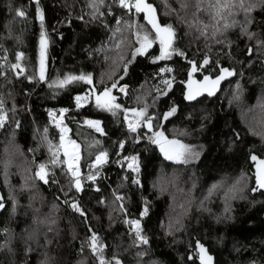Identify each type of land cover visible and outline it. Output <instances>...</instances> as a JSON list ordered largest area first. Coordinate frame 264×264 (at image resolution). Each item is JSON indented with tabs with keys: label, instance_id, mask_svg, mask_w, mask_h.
Wrapping results in <instances>:
<instances>
[{
	"label": "trees",
	"instance_id": "1",
	"mask_svg": "<svg viewBox=\"0 0 264 264\" xmlns=\"http://www.w3.org/2000/svg\"><path fill=\"white\" fill-rule=\"evenodd\" d=\"M149 1L160 23L175 32L165 58L142 15L110 0H97L95 7L93 0H0V114L7 116L0 127V197L5 205L0 209V245L7 242L0 264H100L101 259L105 264H202L197 242L212 264H264V191H254L249 161L251 153L264 157V44L258 43L264 40V0H253L258 6L248 27L256 33L252 38L239 26L223 28L233 19L242 21V13H225L216 24L200 11L199 23L191 0L187 12L180 0ZM110 7L115 16L101 18ZM136 20L152 41L141 53L136 51L141 47ZM204 24L209 27L202 34ZM21 53L25 70L17 74L12 66ZM192 64L200 72L197 81L217 79L223 68L234 74L220 80L214 94L190 100L186 80ZM70 76H90L91 83L76 79L61 85ZM113 84L127 85L126 95ZM105 89L129 116L155 102L148 110L154 115L151 131L147 119L138 118L142 131L163 134H156L160 143L135 142L122 112L105 110L93 100L77 105V96H101ZM172 108L176 111L165 119ZM53 114L79 146L76 168L84 173L79 189ZM89 120L100 121L103 132ZM169 140L198 146L197 158L168 159L161 143ZM127 151L139 156L138 182L114 162ZM100 152L110 162L95 179H87V164ZM48 156L55 173L45 183L36 172ZM60 185L77 208L64 203ZM132 218L141 220L147 244H136L129 234L135 235L127 222Z\"/></svg>",
	"mask_w": 264,
	"mask_h": 264
},
{
	"label": "snow or ice",
	"instance_id": "2",
	"mask_svg": "<svg viewBox=\"0 0 264 264\" xmlns=\"http://www.w3.org/2000/svg\"><path fill=\"white\" fill-rule=\"evenodd\" d=\"M38 2V0H37ZM96 2L97 0H93V7L96 6ZM119 4L121 7L123 8H127L131 11L132 8H135L136 12H145L147 13V19L149 21V23L152 25V27L156 30V35L157 38L160 40V43L162 45V53H161V57L160 58H165L166 56H169L170 53L168 52V49L171 48V44H172V40L175 36V32L172 28L171 25H166V26H161L156 18V9L152 4L147 3V0H135V3L132 4L130 3V0H118ZM98 3L103 4L104 0H98ZM207 3L208 7L207 8H202V5ZM191 4L192 7L195 9V11L192 12L193 17L195 18L196 22L202 23V21H199V17L197 16V13L200 11H205L207 12L208 16L210 17V19L212 21H214L216 24L219 23L220 20L225 19V13H227V15L229 17H234L236 15H240L241 13L243 14V20L242 21H237L235 19H233L231 21V23H224L223 28L224 30H227L229 28H233V27H237L239 26L241 31L244 32L246 35L249 36V38H252L256 35V33H252L248 31V27L251 25V23L253 22V18L251 16L252 11L258 6L256 3L253 2V0H191ZM180 8L184 11L187 12L189 9V0H180ZM172 12H175L174 9L171 10ZM20 16H24V12L23 11H19L17 13ZM40 19L41 21H43V13L40 14ZM190 27H192L193 25L190 24ZM209 27L208 24H204L203 25V30H202V34L203 31L206 30ZM152 41L149 40L148 35H144L142 38V42H141V47L138 48L136 51L137 53H141L144 50H146L147 47L151 46ZM258 43L264 44V40L258 41ZM40 56H41V72H40V79H44V72H43V58H44V54H45V47H46V39H45V35L42 32L41 33V41H40ZM252 49H249V54H251ZM23 53L20 54V56L17 57V59L22 58ZM205 64L208 63L207 60L204 61ZM13 68H18L19 65H13ZM192 71L195 72L196 71V67L193 66ZM221 72L227 75H233L234 73L230 72L229 69L223 68L221 69ZM224 75H220L217 77V79L215 81H213L212 83L214 85H218L220 80L224 79ZM76 79H80V80H86L88 83H91V77H85V76H80V77H67L64 81H61V85H63L64 83L70 82L72 80H76ZM205 79L207 80L208 78L205 77ZM166 84L170 83L168 81H165ZM113 87H116L115 84H113ZM121 91H124L123 88L120 89ZM208 94L212 95L214 94L213 91L211 89H208ZM103 97H108L110 98L109 100H105L103 103L101 102V96H96V104L98 107L101 108H105L109 111H112L113 108H119L120 105H113L110 103V100H114V97L110 96V89H105L104 92L102 93ZM195 97L190 93L187 97V99H194ZM81 99H87V97H76V101H77V105L79 106ZM3 104V100L0 99V105ZM62 113L67 111V109H63L61 110ZM135 115L137 117H144L145 116V110H141V111H135ZM176 111L175 108H172L168 113L165 114V119L168 116H171L174 114V112ZM0 112H2V109H0ZM7 119L6 113L0 115V127H3V124L5 122V120ZM152 117H148L146 120V124L147 127L149 129L152 128V123H151ZM139 122V121H137ZM87 123L94 127L98 132H103V129L100 127V121H87ZM18 126V125H17ZM129 128L132 131L136 130V127L134 125H132L131 123L129 124ZM158 137H162L163 134L162 133H158L157 134ZM63 139V137H62ZM155 143H160L159 139L154 140ZM74 143V142H73ZM167 143L176 146L174 149V155H169L167 151H165V148L163 147V145H161V151H165V155L167 156L168 159H177V160H181L184 155L185 152L188 151V148L186 145L180 144L179 141H168ZM78 149V145L76 146ZM122 147V145H121ZM76 158L78 159L79 156L77 155ZM96 164H102L104 162H106L107 160V153H100L96 158ZM128 159H131L133 162L136 161V157H129ZM253 160H256L257 157L252 156ZM261 164H264V161L260 162ZM40 171L37 173V175L40 177L41 180H44L45 183H47V179H46V172H45V166L44 165H40ZM69 169H73V165L71 164V162H69L68 164ZM129 167H132L131 164H129ZM79 174V169H73L72 171V175L73 176H78ZM88 179L92 180L95 179L94 176H88ZM257 189L255 190H259L260 188H264V172H260L257 176ZM76 187L79 189L80 188V181L79 179L76 180ZM5 207L4 203H3V197H0V209H3ZM74 208H77V205L73 204ZM15 209H13L14 211ZM147 206H145L143 214H147ZM130 224H134L137 231H136V235L137 237L140 239V241L143 244H147L148 240L146 237L142 236L140 233V221L136 220V221H129ZM96 244H97V238L95 233L92 234L91 237V246H92V250L93 252L96 251ZM197 245L199 247L200 250V260L202 262V264H212V257L210 255L207 254V250L204 248V246L202 244H199V242H197ZM4 247H7V242L5 243V245H0V250H3ZM9 251H11V249L9 248ZM100 264H105L104 260L101 259ZM109 264H111V262H109ZM116 264H120L119 261H116Z\"/></svg>",
	"mask_w": 264,
	"mask_h": 264
},
{
	"label": "rangeland",
	"instance_id": "3",
	"mask_svg": "<svg viewBox=\"0 0 264 264\" xmlns=\"http://www.w3.org/2000/svg\"><path fill=\"white\" fill-rule=\"evenodd\" d=\"M111 2H112V0H110ZM132 9H135V8H132ZM131 9V10H132ZM125 10H127V8H125ZM127 11H130L129 9L127 10ZM119 18H118V20H116V21H121L122 20V18H121V16H118ZM135 34H136V37H137V39H138V42H139V44L141 45V42H142V38H143V36L144 35H146L145 34V26L143 25V23L142 22H139L138 20H136V23H135ZM148 48V47H147ZM147 48H146V50H147ZM146 50H144L143 52H145ZM20 56V55H19ZM23 58H24V56H22V58H20V59H18V61L14 64V65H19V67L18 68H14V70H15V72L17 73V74H19V73H23L24 72V70H25V65H24V63H23ZM45 62H46V50H45V54H44V58H43V67L45 66ZM40 65H41V56H40ZM231 72V71H230ZM220 75H224V77H227V76H229V75H227V74H224V73H222L221 72V74ZM216 79H214V80H210V79H205L204 80V82H200V83H198V82H196V81H194V80H192V81H189L188 82V84H187V97H188V95L191 93L195 98L197 97V96H199V95H201L202 93H207L208 94V89H211L212 91H213V93H214V91L216 90V88H217V85H214L212 82L213 81H215ZM120 86L121 85H119V86H117L116 87V90L118 91V92H120V93H122L123 95H126V89H127V86H123V89H125L124 90V93L123 92H121V88H120ZM126 87V88H125ZM110 96L111 97H114L115 99L114 100H110V103L111 104H113V105H120V103L118 102V97L117 96H115V95H111L110 94ZM79 97H82V98H84V97H87V99H81V101H80V103H87L88 101H90V100H93L95 103H96V97H91V95H89V94H85V95H83V96H79ZM110 98H108V97H101V102L103 103L105 100H109ZM155 105V102H153V103H150L149 105H146L145 106V108L143 109V110H145V116H144V118L145 119H147L148 117H152V119L154 118V115L153 114H149V112H148V110L151 108V107H153ZM103 109H105V108H103ZM105 110H107V109H105ZM111 112H122V114H123V116L125 115V116H127L128 114L127 113H125V111L123 110V108H122V106L120 105V107L119 108H113V110L111 111ZM2 114H4V113H2ZM2 114H0V115H2ZM53 119H54V122L58 125V127H59V129H60V132H61V134H62V137H63V139H62V144H61V150L64 152V154L66 155V157H67V159H68V161L69 162H71V160H72V158H76V156L78 155L77 153V143L75 142V141H73V140H71V139H69V137H68V128L67 127H65V126H63L62 124H61V118H60V116H58V115H54L53 114ZM128 118H126L125 119V122H126V120H127ZM133 119H135V118H133ZM95 121V120H94ZM137 121V120H136ZM138 121L140 122V120L138 119ZM100 127H101V125H100ZM131 131V130H130ZM141 131H142V128H141ZM135 133V132H134ZM159 132H156V133H154V132H152V134L154 135V140L156 139V134H158ZM61 137V138H62ZM153 140V141H154ZM142 141V140H141ZM74 142V143H73ZM180 144H182L181 142H180ZM161 145H163V147L164 148H166V142H164V143H161ZM169 145V144H168ZM184 145V144H183ZM187 146V145H186ZM175 147L176 146H174V145H171L170 147H168V148H166L165 149V151H167L168 152V154L169 155H174V149H175ZM196 147H198V146H187V148H188V151H186L185 152V155H184V157L181 159V160H177V159H170V160H173V161H186L187 159H191V160H195L196 158H197V154H198V152H199V150L196 148ZM165 151H164V155H165ZM166 156V155H165ZM167 157V156H166ZM77 159V158H76ZM79 159V158H78ZM78 159H77V161H78ZM77 164H78V162H76V164H75V166L77 167ZM37 173V172H36ZM98 173L99 172H96L95 174H96V176L98 175ZM86 174V173H85ZM88 176H90V174H88L87 176H86V178L88 177ZM37 177V176H36ZM88 179V178H87ZM77 180V179H76ZM75 180V181H76ZM80 181V188H81V180H79ZM75 185H76V183H75ZM129 234L131 235V237L133 238V240L135 241V243L136 244H138V245H144L135 235H133V234H131L130 232H129Z\"/></svg>",
	"mask_w": 264,
	"mask_h": 264
},
{
	"label": "built area",
	"instance_id": "4",
	"mask_svg": "<svg viewBox=\"0 0 264 264\" xmlns=\"http://www.w3.org/2000/svg\"><path fill=\"white\" fill-rule=\"evenodd\" d=\"M112 3L115 6H120L118 0H112ZM130 3L134 4L135 1L134 0H130ZM107 16H115V11L113 9V7H110L108 9H106L105 11L101 12L100 17L101 18H106ZM117 20H118V16H116ZM124 93V91H121ZM134 121V126L136 127V130L133 131L135 132V142H139L141 140H145L148 142H152L154 140V135L150 132L147 131H141V127L142 124L140 122H137L136 120ZM129 119L126 120V127L127 129L130 130L129 128ZM132 131V130H131ZM129 157H136V161L133 162L131 159H128ZM77 162L76 158H72L71 160V164L73 165V169H76L75 167V163ZM110 162L109 157H107L106 162L97 165L95 163V160L89 162L87 164V174H90L91 176L96 177V172H101L104 168L105 165H107ZM114 162L122 167L124 169V171L129 172L131 174V178L132 181H140V170H141V166H140V160H139V156L132 152V151H127L125 153H120L119 155L115 157ZM129 164L132 165V167H129ZM42 165L45 166V172H46V179L47 181L49 180L50 177H52L55 173V164L53 163L52 159L48 156V159L42 163ZM73 169H71V174ZM40 171V168L37 170V173ZM36 173V176L38 178H40ZM84 175L83 172L79 171L78 176H73V180L79 179L80 177H82ZM44 181V180H43ZM95 190H98L97 186L94 187ZM59 191L61 194V197L64 201L65 204L68 205V207L70 209H74L73 204H75L72 200V197L68 194V189L65 186L60 185L59 186ZM139 220L138 218H132V219H127L128 225H129V229L136 235V227L134 224H130L129 221H136ZM140 221V220H139ZM140 233L142 235V224L140 221ZM137 237V235H136ZM138 238V237H137ZM139 239V238H138ZM140 240V239H139Z\"/></svg>",
	"mask_w": 264,
	"mask_h": 264
},
{
	"label": "water",
	"instance_id": "5",
	"mask_svg": "<svg viewBox=\"0 0 264 264\" xmlns=\"http://www.w3.org/2000/svg\"><path fill=\"white\" fill-rule=\"evenodd\" d=\"M147 3L152 4V5L155 7V5H154L153 3H151L149 0H147ZM155 9H156V7H155ZM137 13H138V12H137ZM138 14L142 15L143 20L146 22V24L152 29V31H153L154 33H156V30L152 27V25L149 23V21H148V19H147V13H145V12H139ZM156 18H157L159 24H160L161 26H164V25H162V24L160 23L157 9H156ZM162 50H163V48H162ZM193 66H195V65L192 64V68H193ZM195 67H196V66H195ZM190 80H194V77H191V76L188 77V79L186 80V82L188 83ZM99 96H100V95H99ZM101 97H103V96L101 95ZM145 125H146V129L149 130V131H151V129H149V128L147 127L146 120H145ZM158 139L160 140L161 138H158ZM169 141H172V140H169ZM167 142H168V141H167ZM167 142H166V144H167V145H166V148H168V147L171 146V144H169V143H167ZM168 144H169V145H168ZM166 148H165V149H166ZM100 153H102V152H100ZM100 153H99V154H100ZM99 154H98V155H99ZM252 156L257 157V159H256V160H253V159H252ZM249 161H250V163H251V165H252V168H253L255 184H256V186L258 187V185H257V176H258V174H259L260 172H264V164H261V163H260L261 161H264V157H260V156H259L258 154H256V153H251V154H250V157H249ZM95 163H96V160H95ZM260 190L264 191V188H260Z\"/></svg>",
	"mask_w": 264,
	"mask_h": 264
},
{
	"label": "flooded vegetation",
	"instance_id": "6",
	"mask_svg": "<svg viewBox=\"0 0 264 264\" xmlns=\"http://www.w3.org/2000/svg\"><path fill=\"white\" fill-rule=\"evenodd\" d=\"M191 76H193V77H196L197 75L199 76L200 75V72H199V70H198V68L196 67V71L195 72H191V74H190ZM205 77H207L208 79H210L208 76H204L201 80H199V81H197L195 78H194V81H196V82H198V83H200V82H204V80H205ZM211 80V79H210ZM212 80H214V79H212ZM218 86V85H217Z\"/></svg>",
	"mask_w": 264,
	"mask_h": 264
},
{
	"label": "crops",
	"instance_id": "7",
	"mask_svg": "<svg viewBox=\"0 0 264 264\" xmlns=\"http://www.w3.org/2000/svg\"><path fill=\"white\" fill-rule=\"evenodd\" d=\"M124 86H127V85H124ZM123 117H124V119H126V118L133 119V118H135V120H137V121L139 119L136 115H130V116L129 115H127V116L124 115ZM77 151H78V149H77Z\"/></svg>",
	"mask_w": 264,
	"mask_h": 264
},
{
	"label": "bare ground",
	"instance_id": "8",
	"mask_svg": "<svg viewBox=\"0 0 264 264\" xmlns=\"http://www.w3.org/2000/svg\"><path fill=\"white\" fill-rule=\"evenodd\" d=\"M134 1H135V0H134ZM191 77H193V76H191ZM190 81H192V80H190ZM123 86H124V85H121L120 88H123ZM124 90H125V89H124ZM128 119H129V118H128ZM133 120H135V119H129V123H131L132 125L134 124V121H133ZM140 123H141V122H140ZM141 124H142V123H141ZM147 132H149V131H147ZM150 133H151V132H150ZM139 142H140V141H139ZM120 153H121V152H120ZM77 162H78V161H77ZM75 164H76V163H75ZM75 164H74V165H75ZM75 167H76V166H75ZM140 171H141V170H140ZM140 179H141V178H140ZM139 220H140V219H139ZM140 221H141V220H140ZM141 224H142V223H141Z\"/></svg>",
	"mask_w": 264,
	"mask_h": 264
}]
</instances>
